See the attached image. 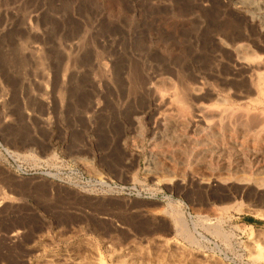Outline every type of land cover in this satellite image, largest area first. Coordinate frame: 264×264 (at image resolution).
Returning a JSON list of instances; mask_svg holds the SVG:
<instances>
[{"label": "rangeland", "instance_id": "1", "mask_svg": "<svg viewBox=\"0 0 264 264\" xmlns=\"http://www.w3.org/2000/svg\"><path fill=\"white\" fill-rule=\"evenodd\" d=\"M245 1L0 0V264H264V160L188 142L197 105L264 122Z\"/></svg>", "mask_w": 264, "mask_h": 264}, {"label": "bare ground", "instance_id": "2", "mask_svg": "<svg viewBox=\"0 0 264 264\" xmlns=\"http://www.w3.org/2000/svg\"><path fill=\"white\" fill-rule=\"evenodd\" d=\"M245 5L250 6V8L252 9H257V10H264V0H246L245 1ZM244 4V3H243ZM242 11V10H241ZM251 12V11H250ZM249 19V18H248ZM251 19H254V16L251 17ZM258 19V24L260 27V30H264V17H260L257 18ZM246 21V20H245ZM248 21V20H247ZM246 21V23H247ZM257 21V20H256ZM219 42L221 43V41L219 40ZM226 45V44H225ZM230 45V44H229ZM221 46V45H220ZM223 46V44H222ZM234 46V45H233ZM227 47V45H226ZM235 50V56H236V61L239 64H244L247 62L248 60V56H249V47L243 43H239L236 44L234 47ZM252 51V50H251ZM216 52V51H215ZM214 52V53H215ZM251 57V56H249ZM232 58V57H231ZM254 58V57H253ZM259 58V57H258ZM202 59V58H201ZM250 59V58H249ZM260 59V58H259ZM258 59V60H259ZM264 60V59H263ZM262 60V61H263ZM168 61V60H167ZM172 61V60H171ZM174 61V60H173ZM178 61V60H177ZM177 61H175V63H177ZM233 61V59H232ZM253 61V60H251ZM261 61V62H262ZM260 62V61H259ZM264 62V61H263ZM234 63V62H233ZM255 63V62H254ZM258 63V61H257ZM162 64V63H161ZM171 64V63H170ZM253 64V63H252ZM259 64V63H258ZM263 64V63H262ZM160 65V64H159ZM173 65V64H172ZM179 65V63L177 64ZM235 65V64H234ZM255 65V64H254ZM258 67V66H257ZM183 68V67H182ZM205 68V67H204ZM253 68V66H252ZM237 69V68H236ZM172 70V69H171ZM204 70V69H203ZM244 70V69H243ZM242 70V71H243ZM260 70V69H259ZM153 71V70H152ZM245 71V70H244ZM250 71V70H249ZM259 72V71H258ZM158 73V72H157ZM261 73V72H260ZM250 74V73H249ZM253 75V74H252ZM251 75V76H252ZM261 75V74H260ZM262 76V75H261ZM260 76V77H261ZM257 78L259 79V77L257 76ZM195 79V78H194ZM262 80V79H261ZM259 80V82L261 81ZM168 84V86L164 89V92L161 93H157V95L152 94V96H155L154 99L157 101L156 104L158 105V108L160 107V109L166 108L168 110H173L176 109L178 106L180 107L181 105H179L180 101L186 99V98H190L192 97L194 94L198 93V91L200 90V87L197 85L192 87V88H183V89H179L178 91L174 88L173 85L170 84L169 80H165ZM155 82V81H154ZM164 82V81H163ZM258 82V81H257ZM163 84V83H161ZM160 84V85H161ZM166 84V83H165ZM197 84V83H196ZM153 85V83L151 84ZM150 85V86H151ZM157 85V84H156ZM159 85V86H160ZM179 85V84H178ZM155 86V85H154ZM158 86V87H159ZM181 86V85H180ZM158 87H151L152 89L155 88L156 92L158 90ZM184 87V86H182ZM181 87V88H182ZM187 87V86H186ZM251 87V86H250ZM254 87V86H253ZM252 87V88H253ZM263 88V87H262ZM154 89V90H155ZM203 89V88H202ZM251 89V88H250ZM161 91V90H160ZM264 91V90H263ZM152 92V91H151ZM247 92V91H246ZM211 93V92H210ZM236 93V92H235ZM240 93V92H239ZM249 93V92H247ZM251 93V92H250ZM151 94V93H150ZM262 94V93H261ZM201 95V94H200ZM216 95V94H215ZM249 95V94H248ZM212 97V96H211ZM239 97V96H238ZM245 97V96H244ZM247 97V96H246ZM213 99V98H212ZM220 103L223 104V102L225 101L224 98L219 99ZM181 101V102H182ZM231 101V100H230ZM219 102V101H218ZM185 105V104H184ZM242 105V104H241ZM239 105V106H241ZM223 106V105H222ZM229 106V105H228ZM178 107V108H179ZM181 108V107H180ZM187 108V106L185 107V109ZM228 108V107H227ZM226 107H210V106H205V105H197L195 106V108H192L193 111L192 113H190L189 115H192L193 117L190 118L192 121H194L196 125L194 126H199V130L198 133L199 135H203L201 136V138H199L197 141L195 140H188V142H190L192 145H197L196 147H198L199 149V153H206L208 155L211 154H215L217 153L218 156L222 155L224 153L226 154H232L235 155V157L239 158L241 153L243 151H247V153H249V157L254 160V162L256 163V167L255 169H257V171H259L261 165H259L258 163H260L262 161V159L264 160V148H258L256 145V141L260 140V136L264 137V125L260 120L258 122V124H253V127L249 129V127H247V129L242 128V122L239 119V122H241L239 124L237 119L234 117L235 115H231V113H229L228 111L230 109L227 110ZM232 108V107H231ZM235 108V107H234ZM154 109V108H153ZM177 110V109H176ZM182 110V109H181ZM165 111V110H164ZM180 111V110H179ZM173 112V111H172ZM249 112V111H248ZM263 112V111H262ZM163 113V112H162ZM171 113V112H170ZM181 113V112H179ZM229 113V114H228ZM252 113V112H251ZM259 113V112H258ZM264 113V112H263ZM167 114V113H165ZM172 114V113H171ZM244 114V113H243ZM250 114V113H249ZM158 115V114H157ZM170 115V114H169ZM175 115V114H174ZM178 115V113L176 114ZM181 115V114H180ZM179 115V116H180ZM183 115V114H182ZM233 118H235V120L238 122H233L230 118V116ZM242 115V114H241ZM248 115V114H247ZM253 115V113H252ZM167 116V115H166ZM179 116H173L170 115V117L168 116V120L172 125H178L183 121V116L179 117ZM185 116V115H184ZM243 116V115H242ZM249 116V115H248ZM259 116V115H258ZM261 116V115H260ZM190 117V116H189ZM239 117V116H238ZM250 117V116H249ZM158 118V117H157ZM240 118V117H239ZM260 118V117H259ZM185 119V118H184ZM164 120V119H163ZM186 121V120H185ZM190 121V120H189ZM191 121V122H192ZM248 122V121H247ZM257 122V121H256ZM189 123V122H188ZM187 123V124H188ZM192 124V123H191ZM161 125V124H160ZM255 125V126H254ZM192 126V125H190ZM183 127V123L182 126ZM191 131V130H190ZM197 133V134H198ZM187 134V133H186ZM189 136V135H188ZM203 137V138H202ZM264 140V139H263ZM262 146V145H261ZM160 147V146H159ZM183 147V146H182ZM186 147V146H185ZM190 147V146H189ZM177 150V149H176ZM186 152V151H185ZM188 154V153H187ZM246 154V153H244ZM189 155V154H188ZM199 155V154H198ZM208 157V156H207ZM217 157V156H216ZM229 157V156H228ZM181 158V157H180ZM209 158V157H208ZM215 158V157H213ZM227 158V157H226ZM205 159V158H204ZM222 159V158H221ZM182 160V159H181ZM246 160V159H245ZM194 161V160H193ZM192 161V162H193ZM242 161V160H241ZM238 160L237 163L235 164V168L239 171L242 170L243 168V162H241ZM151 162V161H150ZM149 162V164H150ZM155 162V161H154ZM184 162V161H183ZM189 162V161H188ZM215 162V161H214ZM245 162V161H244ZM264 162V161H263ZM224 163V162H223ZM233 163V162H231ZM249 163V162H248ZM254 165V164H253ZM227 166V165H226ZM183 167V166H182ZM192 167V166H191ZM213 167V166H212ZM225 167V166H224ZM204 168V167H203ZM215 168V167H213ZM246 168V167H244ZM196 169V168H195ZM202 169V168H201ZM228 169V168H227ZM182 170V169H181ZM189 170V168H188ZM211 170V169H210ZM190 171V170H189ZM226 171V170H225ZM235 171V170H234ZM201 172V171H200ZM223 172V171H222ZM231 172V171H230ZM249 173V172H248ZM152 174V173H151ZM197 175V174H196ZM214 175V174H213ZM192 177V176H191ZM193 178V177H192ZM208 180V179H207ZM200 181V180H199Z\"/></svg>", "mask_w": 264, "mask_h": 264}, {"label": "trees", "instance_id": "3", "mask_svg": "<svg viewBox=\"0 0 264 264\" xmlns=\"http://www.w3.org/2000/svg\"><path fill=\"white\" fill-rule=\"evenodd\" d=\"M245 221L248 222V223H252V224L256 222V221H255L254 219H252V218H246Z\"/></svg>", "mask_w": 264, "mask_h": 264}]
</instances>
